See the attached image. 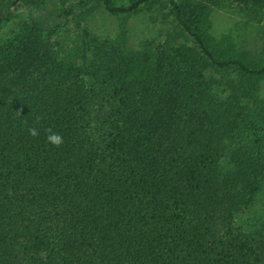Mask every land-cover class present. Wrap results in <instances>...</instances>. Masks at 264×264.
I'll return each instance as SVG.
<instances>
[{
	"label": "trees",
	"instance_id": "obj_1",
	"mask_svg": "<svg viewBox=\"0 0 264 264\" xmlns=\"http://www.w3.org/2000/svg\"><path fill=\"white\" fill-rule=\"evenodd\" d=\"M235 9L259 21L264 0L0 4V264H264V63L211 35ZM98 10L114 37L54 43ZM151 11L183 43H132Z\"/></svg>",
	"mask_w": 264,
	"mask_h": 264
},
{
	"label": "rangeland",
	"instance_id": "obj_2",
	"mask_svg": "<svg viewBox=\"0 0 264 264\" xmlns=\"http://www.w3.org/2000/svg\"><path fill=\"white\" fill-rule=\"evenodd\" d=\"M8 0H0V4ZM74 0H44L45 7L52 13H58L61 9L66 8ZM150 14L140 13L132 16L127 21V26L130 29V41L137 43L141 39L156 38L163 40L166 33L170 32L171 36L177 39L179 35L171 29L169 23L170 17L166 18L164 14L166 11L157 13L156 20H149ZM24 10H19L16 19L13 23L8 24L7 31L14 29L19 18L18 16H25ZM154 17V16H151ZM166 18V19H165ZM123 19L111 17L106 15L101 10L90 13L88 16L75 15L67 21L57 36L54 38V43L59 42L63 45L70 44L76 33L81 28L88 26L91 31L101 36L114 37L117 27ZM173 32V33H172ZM211 35L216 39L217 43L226 44L229 42L230 54L244 58L250 65L261 66L264 63V17H260L259 21H251L246 15L245 11L235 10H217L212 14V28ZM183 43L182 39H179ZM262 93L264 94V85L262 86Z\"/></svg>",
	"mask_w": 264,
	"mask_h": 264
},
{
	"label": "clouds",
	"instance_id": "obj_3",
	"mask_svg": "<svg viewBox=\"0 0 264 264\" xmlns=\"http://www.w3.org/2000/svg\"><path fill=\"white\" fill-rule=\"evenodd\" d=\"M28 133L32 137H36L39 135V131L35 127L28 129ZM46 141L53 147H60L63 144L64 139L62 135H60L59 133L53 132L51 129H48L46 135Z\"/></svg>",
	"mask_w": 264,
	"mask_h": 264
}]
</instances>
